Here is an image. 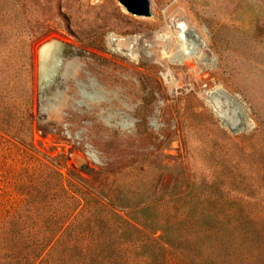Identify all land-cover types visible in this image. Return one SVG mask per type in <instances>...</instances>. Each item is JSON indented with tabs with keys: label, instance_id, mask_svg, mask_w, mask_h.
<instances>
[{
	"label": "rangeland",
	"instance_id": "1",
	"mask_svg": "<svg viewBox=\"0 0 264 264\" xmlns=\"http://www.w3.org/2000/svg\"><path fill=\"white\" fill-rule=\"evenodd\" d=\"M148 2L145 17L116 0H0V81L15 82L0 126L18 124L29 85L36 150L0 129V220L13 182L57 156L121 205L175 200L160 222L222 224L264 264V0Z\"/></svg>",
	"mask_w": 264,
	"mask_h": 264
},
{
	"label": "trees",
	"instance_id": "2",
	"mask_svg": "<svg viewBox=\"0 0 264 264\" xmlns=\"http://www.w3.org/2000/svg\"><path fill=\"white\" fill-rule=\"evenodd\" d=\"M30 73L28 66L26 84H30ZM8 85V81H0V98L12 92ZM20 102L23 114L18 124L0 129L21 147L35 152L30 142L29 85ZM40 156L45 164L12 184L21 198L0 220V264H166L167 256L178 264L259 262L256 254H237L238 245L224 238L222 224L197 223L189 210L179 219L192 221L189 225L178 220L160 222L156 209L164 205L163 210L173 214L178 209L175 200L160 205V200L121 205L116 198H109L91 175L92 167L68 168L64 161H56L57 156ZM61 168L65 175L59 173ZM96 170L114 172L110 168Z\"/></svg>",
	"mask_w": 264,
	"mask_h": 264
},
{
	"label": "water",
	"instance_id": "3",
	"mask_svg": "<svg viewBox=\"0 0 264 264\" xmlns=\"http://www.w3.org/2000/svg\"><path fill=\"white\" fill-rule=\"evenodd\" d=\"M116 2L132 15L145 17L150 15L148 0H116ZM54 46L53 42H46L38 47L37 54L40 64L49 57Z\"/></svg>",
	"mask_w": 264,
	"mask_h": 264
}]
</instances>
